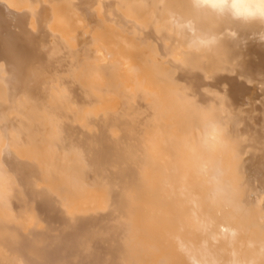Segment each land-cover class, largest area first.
<instances>
[{
	"label": "bare ground",
	"instance_id": "bare-ground-1",
	"mask_svg": "<svg viewBox=\"0 0 264 264\" xmlns=\"http://www.w3.org/2000/svg\"><path fill=\"white\" fill-rule=\"evenodd\" d=\"M262 30L189 0H0V264H264V106L234 100Z\"/></svg>",
	"mask_w": 264,
	"mask_h": 264
},
{
	"label": "clouds",
	"instance_id": "clouds-1",
	"mask_svg": "<svg viewBox=\"0 0 264 264\" xmlns=\"http://www.w3.org/2000/svg\"><path fill=\"white\" fill-rule=\"evenodd\" d=\"M196 19L204 18L213 22V28L222 23L237 22L242 25L258 24L264 29V0H189ZM179 34L190 51H211L217 45V35L211 30L201 31L195 23H176ZM264 39V30L260 33Z\"/></svg>",
	"mask_w": 264,
	"mask_h": 264
},
{
	"label": "rangeland",
	"instance_id": "rangeland-1",
	"mask_svg": "<svg viewBox=\"0 0 264 264\" xmlns=\"http://www.w3.org/2000/svg\"><path fill=\"white\" fill-rule=\"evenodd\" d=\"M98 23H99V22H98ZM98 23H97V24H98ZM98 25H100V27H99ZM98 25H96V28H97L98 30L100 29V30L102 31V27H101L102 24H98ZM258 80H260V81H257V80H256V83H255V81H252V83H246V84L244 83L245 86L240 87V88H241V91L238 93V96H237V97H236L237 94L235 95L236 98L234 99L238 104H239V103L242 104V106L239 104V106L241 107L240 110L242 109L243 104H245V102H246V105H245V106L249 108L248 111H246V109H244L245 106H244L243 110H241V111L243 112V111L245 110L244 112L246 113V115H250L251 117L253 116V118L251 119V120H252V121H251V124H253V125H256V124L258 123V122H255V121L258 120L257 117H259V116L261 115V112L259 111V108L264 106V105H262V102H263V99H264V98H263V97H264V92H263V90H264V88H263V87H264V83H263V85H261L262 88H263V90H261V87H260V83H261L262 81H264V80H263V79H258ZM257 82H260V83H257ZM244 84H243V85H244ZM248 85H249V86H248ZM250 85H251V86H250ZM257 86H258V88H257ZM244 87H245V88H244ZM246 87H248V88H246ZM249 87H250L251 89H250ZM242 88H243V89H242ZM244 89H245V91H248V89L250 90V91H248V92H249L248 96H246V94L244 95V93H243V92H244V91H243ZM255 89H256V90H255ZM257 89H258V90H257ZM259 90H260V91H259ZM255 91H256V92H255ZM258 91H259V93H258ZM254 92H255V93H254ZM260 92L262 93V95H261ZM240 93H241V94H240ZM242 93H243V95H242ZM257 93H258V94H257ZM239 94H240V95H239ZM257 95H258V96H257ZM240 96L242 97L243 100H245V102L242 101V99H241V101H240V98H241ZM245 96H246V97H245ZM252 96H255V99H254V97H252ZM259 96H262L263 99H262L261 97H259ZM238 97H239V99H238ZM243 97L246 98V99H248L249 101L246 100V99H244ZM248 97H249V98H248ZM257 97H259V98L257 99ZM252 98H253V99H252ZM260 98H261V99H260ZM256 99H257V100L260 99V100L258 101V103H257ZM254 100H255V101H254ZM251 101H252L253 104L251 103ZM261 101H262V102H261ZM242 102H243V103H242ZM249 102H250V103H249ZM259 102H261V103H259ZM237 103H236V104H237ZM254 103H255V104H254ZM256 103H257V104H256ZM238 104H237V105H238ZM251 104H252V106H251ZM260 104H261L262 106H261ZM253 105H254V107H253ZM256 105H257L258 107H257ZM259 106H260V107H259ZM250 109H251V110H250ZM252 109H253L254 111H253ZM252 111H253V113H252ZM255 113H256V114H255ZM253 114H254V115H253ZM259 114H260V115H259ZM257 115H258V116H257ZM255 116H256V117H255ZM254 117H255V118H254ZM257 127H258V125H257Z\"/></svg>",
	"mask_w": 264,
	"mask_h": 264
}]
</instances>
